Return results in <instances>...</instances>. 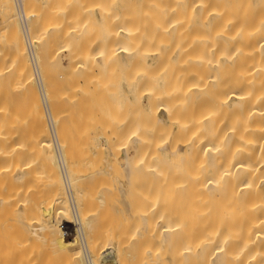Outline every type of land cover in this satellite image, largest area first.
<instances>
[{
    "label": "bare ground",
    "instance_id": "obj_1",
    "mask_svg": "<svg viewBox=\"0 0 264 264\" xmlns=\"http://www.w3.org/2000/svg\"><path fill=\"white\" fill-rule=\"evenodd\" d=\"M28 1L30 2V0ZM28 1L0 0V264H264V0H170V9L167 11L168 16L165 22L155 27H147L144 29H140V27L135 25L117 22V25L115 24L116 26L113 29L110 27L111 29L108 30V25L105 24L103 25V28H105L103 29L104 32L102 31L103 37L100 36V29L97 30L101 26H97V28L95 26L96 30L89 32L94 29V24L91 22L93 28L89 24L92 29L87 30L89 26L85 28L86 30L81 28L84 30L83 32H75V30L72 32H64V30L63 32H42L41 29L43 27L40 29L41 26H38L40 32L36 27L39 23H36V26L34 25L36 30H38L36 32L35 29L30 28V23H28L30 18L28 19V16L37 17V13L39 12L35 13L33 11L36 10L35 6V9L32 6L33 8L31 9L33 10L26 9L25 11L23 4L26 3L25 5H27ZM67 1L69 2V0ZM62 4L63 6L59 5L58 7L54 5L56 7L54 8L55 10H52L53 15H65L73 12V9L71 8L72 10H70L67 4ZM50 17L53 19L52 16ZM59 18L60 20L63 19L61 17ZM54 19L58 20V22L55 20V25L48 20L49 22H46L47 24L44 25L45 28L43 29L48 30L55 26L52 28L53 30L60 29L62 31L65 26H72V23L67 22L69 20H65V22L64 20L60 21L56 17ZM114 19L112 18L111 20ZM74 25L76 24H73L72 28H75ZM79 25L81 27V24ZM82 25L83 27L85 26L84 24ZM84 33H90V37L92 38L86 37ZM92 33H96V39L97 35L98 40L102 38L99 41L101 45L96 43L98 40L94 39L95 37ZM87 36L89 35L87 34ZM88 40H92L88 44L96 43L95 47L98 45L101 46V51L99 48L97 50L100 51L97 57L101 58L102 62H105L103 65L104 69L107 63L110 66L112 62L116 66L119 64L120 66L118 67L120 68L121 66L124 67L131 64L132 66L134 64L141 65L139 71H135V73L127 76V79L132 81V83L135 82V85L137 83L139 84V89L134 88L131 92L135 96L134 99L140 101L141 113L138 112L136 116L134 115L136 108L132 109V111L134 112L133 116L136 118L141 117L139 116L141 114L143 115V119H148L151 127H153V129L151 128L153 131L152 134L156 136L157 134L154 131L156 132L159 127L163 130L164 127H162V124L167 122L164 116L166 113L170 114V125H168L170 127V130H168L169 135L166 136V139L164 136L159 137L157 135L161 142H158L157 147L152 145L153 148L156 147L153 157H158V163L161 164L162 162L163 164L165 160L167 161L168 158H171V164L175 165L177 162L174 161L181 160L188 153L190 155L197 154L195 162L198 167L189 176L192 180L198 179L196 184L198 189V195L196 194L198 204L195 208L188 212L187 209L180 212L177 207H170V213L169 211H161L165 200V206L170 202L168 200L170 197L167 196H170V194H166L170 191H166L165 194L162 193L165 190H169L165 189L166 186L163 185L162 187L165 190L158 191L160 197L154 195L155 198L158 197V200L159 198L162 199L161 195L167 196V199L163 200L162 206L160 205L161 207L159 206L158 209L157 202L156 206H154L155 202L154 204H150L154 201L150 198L152 201L149 200L150 203L147 202L150 207H143L147 209L144 211V214H141L143 211H141V205L140 209H138L141 211L139 212L140 216L137 214L136 216L130 214L132 212L129 211L130 209L128 210L127 206L131 208L132 204L125 205V203L127 204L129 200L131 202L135 201L130 197L131 193L134 192L132 190L134 186L131 178L134 175L136 176V174L138 175V173L140 174L141 169V172H144V167L148 168L150 162H152L151 160L153 158L151 157L149 160L151 155L149 156L148 154L150 148L149 150H145V148L147 146L150 147V143L155 141V136L153 135V139L148 141L150 143L147 142V140H150L148 138L149 135L140 134L141 139L132 137L133 141H138L137 146L140 147V149L132 148L134 152L138 150L137 154L131 153V147L123 146L119 149L121 147L119 146L117 149L114 148V150H121L119 154L121 163H118V166L121 164V176L123 177V179L118 178L116 183V188L123 193H121L123 197H116V193H118L116 190L114 191L116 192L115 197L118 200L123 199L121 204L127 207L125 209L130 215V218L128 217L129 220L134 218V216L135 218H138V216L141 218L139 220L142 221V230L140 228L141 236L137 232L138 227H140L139 223V226L136 227L137 229L135 228L137 231L133 230L134 228L131 229V226H127V228L129 227V230L131 229L135 233H138L139 238L145 236L146 238H144L147 239L146 241L139 240L142 242L138 250L137 246L139 243L135 239L138 235L131 233L130 235L136 236L134 238L132 236H129L130 238L126 236L127 239L124 240L125 235L120 231L121 227H123L121 226L122 223L120 221L118 222L117 219L113 221L118 217L112 218V221L109 220L112 215L115 216L120 211L115 209V204H113V208H110L114 212L116 210L115 214L112 213L110 217L108 216V214H111L107 213L110 210L107 208L109 207L108 205L105 208L107 214L104 212L103 207L106 201L108 199L111 200V198L104 200V197L108 196V193L104 190H108L111 193V189H115V182H113L114 188L111 186L112 183L111 185L108 183V187L110 188L111 186V189L103 185H101L103 187L100 186L101 189L99 191L103 188L102 192L104 191L103 193L106 194H103L104 196L101 195V197L99 193V199L94 194L93 198H97L94 200L99 203V206L102 204L101 207L98 206L99 208H95V214L94 210H92V213L88 209L92 207L90 206L91 203L88 204V202H92L93 198L92 201L87 202V206L90 207L86 208L87 206L84 200V196L86 198V195L82 197V201L80 188L82 191L85 190L87 187L85 185L90 179V174L93 175V178H96V175L100 176V171L98 170V174H94L92 172L97 170L95 168L94 170L92 169V172L89 170L90 173L85 170L86 173H89V175L88 173L87 176L85 175L86 179H89L86 181L84 177L85 188L78 186V184L84 183L79 178L82 177L83 180L82 172L84 170L79 171V175L76 174V170L75 172L73 170L72 162H70L66 155L67 153L72 154V151L67 152V150L65 151L63 149L71 150V148L74 149L77 147L76 145H81L77 143L79 142L78 139H76L77 142H75L74 148H67L68 146L66 147L64 142H61L65 139L62 137L63 134H67L65 133V127L63 128L62 125L65 124L66 126V123L69 121L63 123V121L65 122L67 114H62L65 116L62 117L65 118L63 121L62 118L60 120L58 114H54V111H57L55 109L57 106H54V104L58 101L55 103L56 100L54 97L56 98V96L54 94L52 97L53 87L55 85L58 86V82L56 83L55 81L60 80V78L59 80L58 78L55 79L56 76L54 74L58 75L57 72L60 70L59 73H64V79L67 78L65 80H68V77H66L68 72H66L65 76V71L63 72L61 64L58 68L56 66V62L58 61L54 62V64L52 61L55 60L53 57V60L49 59V55L51 53L50 56H53V52L55 51V53L57 52L56 57L58 56L55 59L59 60L60 56L58 53L67 52L65 58H68L66 56L69 54L70 58L68 60H71L72 64L75 62L79 68L85 64L82 67L84 71L86 70L85 72L83 71L84 73L92 71H87L85 66L88 65L87 62L91 59L92 64L89 63V65L96 66L93 58L96 50L91 52V54L94 53L93 56L89 53L95 48L92 45L94 48L92 49L91 46H88L92 50L89 48L90 50L87 52L88 48L86 49L85 46ZM51 47L56 48H54V51H50ZM83 50H86L87 53L83 52ZM50 64L54 66L52 68L56 72H50ZM148 66H156V68L154 67V71H149ZM98 67L99 69L101 68L100 66ZM110 67L112 68V65ZM89 69H92V67ZM50 73H54V78ZM77 74H75L77 77L78 75L80 76V74ZM61 76L59 75L57 77ZM69 76L73 77L71 74ZM72 82L73 80H70L69 86L72 85ZM66 84L68 85V82ZM78 85L80 84L78 83ZM135 85L133 87H138ZM83 87L84 90L86 87L84 85ZM111 90H114V88ZM64 92L66 91L62 90V92L58 93L62 94ZM73 93L75 95L78 94L77 97H81L77 93V90ZM55 95L59 96L57 92ZM84 96H87L86 93ZM91 96L89 100H92ZM71 97L73 96L71 95ZM83 97L80 98V101L83 100L84 102L85 99H82ZM61 99H64V101L60 100L63 102L59 103H62V105L64 102L66 103L67 98ZM76 99L71 100H73L72 102H76ZM129 100L132 101L131 98ZM138 105L137 108H139ZM63 106L66 107L68 104H64ZM63 106H61L62 110L65 109V107L63 109ZM77 106V110L80 109L82 111L83 108H80L79 105ZM75 108L72 107L73 110L70 109L69 112L72 110L73 114H80L77 111L74 112ZM84 108H86V105ZM61 109L59 107V110ZM88 109L83 110V115L86 116ZM119 110L117 111L119 112ZM90 111L87 113L88 118ZM84 112L86 113L84 114ZM159 112L160 114H158ZM68 114L69 117L73 115L72 113ZM95 114L93 116L94 118L97 115ZM117 114L120 115L121 113ZM105 115H108L106 111ZM90 116L92 117V115ZM83 117L81 118L82 123ZM73 118L75 119L76 116L71 118V122H73ZM167 118L169 117L167 116ZM57 122L59 124L58 128L60 127L61 130L63 128V132H59V134L62 133L61 138H59L61 141H58L59 135L56 132L59 130L56 128L58 125ZM105 122H102V124ZM97 123L95 124H100ZM113 125L115 126L117 124L113 123ZM46 128L49 130L51 139H47ZM80 128L82 129V127ZM83 129L85 128L83 127ZM105 129L103 128L102 132ZM165 131H167V127L166 130L164 129L161 132V135ZM136 132L133 135H136ZM71 133L73 132L69 134ZM105 134H103L104 137L107 135ZM112 134L113 132L111 133V137H115ZM68 135H65L66 139L70 137ZM81 137L84 136L81 135ZM114 137L111 140L105 139L107 136L105 138L101 135L98 137L101 140V143H97L100 146H98L100 148L99 151L106 150L107 152V155L103 158L104 168H102L103 170L101 169L102 172L112 171L113 166L109 161L110 159H108V155L112 157L115 155V151L110 149L114 142L109 143L111 146L108 145V142H112ZM91 138L94 139L92 136ZM161 138L165 140L162 141ZM65 141L68 143L67 140ZM60 142L65 147L62 148ZM127 142L131 144V140ZM79 146L78 149H80ZM82 146L84 145L82 144ZM98 147L96 146L95 148ZM95 148L94 150L97 153L98 150ZM85 149L84 151H86ZM156 149L158 154H156ZM140 150H143V152ZM159 150L161 153L164 151V154L166 152L170 153L167 159L165 157L161 159ZM139 151L142 153H139ZM144 151L145 154L146 152L148 154L145 155L148 156L146 158ZM64 152L67 153L65 154ZM90 152L92 155L94 151ZM74 154L77 155L76 151ZM138 154L139 156L137 157ZM90 157L89 155L88 158ZM91 158L93 159V157ZM147 158L149 161H147ZM83 160L87 164L84 161L80 162L82 163H79L81 165H79L80 168H82L83 163L88 167L90 161H86V158ZM138 160H142L147 166H142V162L137 163ZM95 161H97L96 164L98 165V159ZM153 161L156 160L153 159ZM93 163L95 162H92V165ZM152 163L154 165L155 162ZM155 165L158 168L153 167L152 164L150 166L154 170L159 169L157 162ZM77 166L75 167L79 168ZM145 171L147 174L150 172L149 169H145ZM158 172H160V169ZM161 172L159 174H162ZM185 173L186 171L183 174ZM153 174L157 173L153 171ZM77 179L81 183H77ZM91 180L89 183H91ZM100 181L102 180L100 179ZM161 185H159L160 189L162 188ZM179 186L182 187V184H179ZM90 187L92 189V184ZM129 189L132 192L128 193L130 199L127 201L129 197L125 194H127ZM94 190H91V193H94ZM96 194L98 196V193ZM89 195H87L88 198H90ZM125 196H127L125 199L126 202L124 200ZM115 197L114 199H116ZM140 198L142 199L143 196ZM163 198L166 197L164 196ZM146 200L148 201V199ZM158 200L155 199V201ZM142 202L145 203L146 201L143 199ZM158 203L160 202L158 201ZM94 205L96 204L94 203L93 207ZM151 205H153L152 208ZM133 207L131 210H133ZM100 208H102V211L99 210ZM118 208L121 207L118 205ZM98 210L99 213L97 212ZM159 210L162 213L158 212ZM101 212H103V217H107L106 219L101 216ZM96 215L97 218L100 215L99 217H102L105 222L109 220L108 223H105L104 220L99 219L101 220L100 223H102L100 225H111L110 221L113 223L117 221L118 224L117 226L113 225L116 226L115 228L111 225L108 229L104 228L103 230H99L101 228L100 225H98V228L97 223L95 224L96 220L94 217ZM164 215H166V220L169 218L170 222H167L169 224L165 225L164 222L163 225L162 218ZM97 222L99 221L97 220ZM131 225H133V222ZM65 226L69 230L68 233L64 232L63 228ZM156 229H158L157 232H155ZM129 230L127 229V232ZM127 232L126 234L128 235ZM144 238L142 239L144 240ZM155 239L157 240L155 241ZM164 244L168 245V247L165 246L167 251L162 246ZM154 245L156 247H153ZM161 246L163 251H161ZM168 249L170 250L168 251ZM162 252H165L169 256H166Z\"/></svg>",
    "mask_w": 264,
    "mask_h": 264
},
{
    "label": "rangeland",
    "instance_id": "obj_2",
    "mask_svg": "<svg viewBox=\"0 0 264 264\" xmlns=\"http://www.w3.org/2000/svg\"><path fill=\"white\" fill-rule=\"evenodd\" d=\"M28 1V0H27ZM26 0H25V2H27ZM50 1H53V2H50ZM31 2H33V3H31ZM33 4V5H31L30 6V4ZM51 3V4H50ZM62 3H64V4H67V6L68 7H70V10H72L73 9V12L71 13H67V14H65V15H53V11L52 10H55L54 8L57 6H63V4ZM26 4V3H25ZM25 4H23V8H25V11H26V9L27 10H33V9H35V7H36V10H33V11H35V13H37V12H39V13H37L38 14V18L36 17V16H34V17H30V16H28V23H30L29 24V26H30V28H32L33 30L35 29V31L36 32H38V30H39V27H40V29L43 27V28H45V26L44 25H46L49 21H51V23L52 24H54V22L56 23V21L58 22V20H56V19H54L55 17L57 18V19H59L60 20V18L59 17H61V18H63V19H61V20H69V21H67L68 23H72L71 25L73 26V24H76V25H74L75 26V28H76V26L77 25H79V24H81V27H80V25L79 26H77V30L74 28H72V26L70 27V25L69 26H65V28H63L62 29V31L60 30V29H52L53 27H55V26H53V27H51L50 29H41L42 30V32L44 31H46V32H63V30H64V32H72V31H74L75 30V32L76 31H79V32H83L84 30H82V29H85V28H87L88 26H89V24H90V26L92 27V25H91V23H93L94 24V29L93 30H91L92 28H90V26L87 28V30H91V31H89V32H93L94 30H96L95 29V26H96V28H97V26H101V27H99L97 30H99L100 29V31H99V33H100V36L101 37H103L102 35H103V33H102V31L104 32V30L103 29H105V28H103L104 26L103 25H105V24H107L108 25V27L107 28H109L108 30H110L111 28L113 29V27H115L116 25H117V22H119V23H125V24H129V25H135V26H138V27H140V29H144V28H147V27H155V26H157V25H159L160 23H162V22H165L166 21V17L168 16V14H167V11L170 9V0H69V2L67 1V0H49V2H48V0H30V2L28 1V3H27V5H25ZM52 4H53V6H52ZM25 5V6H24ZM28 5H29V7H28ZM54 5H56V6H54ZM34 8H33V7ZM50 6V7H49ZM27 7V8H26ZM37 7H38V9H37ZM51 7H52V9H51ZM29 8V9H28ZM31 8H33V9H31ZM72 8V9H71ZM49 11H48V10ZM38 10V11H37ZM52 12V14H51V12ZM46 15H47V17H46ZM50 16H52L53 17V19L50 17ZM104 16H105V18H104ZM36 17V18H35ZM50 17V18H49ZM32 18V19H31ZM46 18V19H45ZM103 18V19H102ZM112 18H115L114 20H111ZM35 19H36V21H35ZM118 19V20H117ZM31 20V21H30ZM39 20V21H38ZM49 20V21H48ZM52 20H54V21H52ZM56 20V21H55ZM60 20V21H61ZM94 20V21H93ZM117 20V21H116ZM30 21V22H29ZM33 21V22H32ZM42 21V22H41ZM65 21V22H66ZM33 24H32V23ZM47 22V23H46ZM89 22V23H88ZM91 22V23H90ZM36 23H39L37 26H36ZM41 23H44V24H41ZM31 24H32V26H31ZM66 24V23H65ZM82 24H84L85 26L83 27V25ZM116 24V25H115ZM37 27V29L38 30H36V28H35V26ZM55 25V24H54ZM64 25V24H63ZM39 26V27H38ZM80 29H79V28ZM106 27V26H105ZM111 27V28H110ZM82 28V29H81ZM102 28V29H101ZM31 29V30H32ZM67 29H69V30H67ZM79 29V30H78ZM65 30H67V31H65ZM86 30V29H85ZM35 31H32V32H35ZM40 31V30H39ZM106 31V30H105ZM41 32V31H40ZM86 32V31H85ZM88 32V31H87ZM98 32V31H97ZM85 35H86V37H90V33H87L89 36H87V34L86 33H84ZM92 34H94V33H92ZM96 34V33H95ZM95 34L93 35L94 37H95ZM60 35H62V34H60ZM93 37V38H94ZM90 38H92V37H90ZM90 38H88L89 40H90ZM87 39V38H86ZM95 40H98V35H97V39H96V37L94 38ZM94 39H92V40H94ZM88 40V42L86 43V46H85V48L87 49L88 48V50H87V52H89V50L92 48H94L95 47V44L96 43H99V41L100 40H102V38H100V40H98L97 42L94 40V42H96V43H92V44H88V43H90L91 41H89ZM88 44V45H87ZM100 44V43H99ZM92 45H94V47H92ZM98 45V44H97ZM101 45V44H100ZM88 46H91V48L90 47H88ZM52 48V49H51ZM50 48V51H54L55 49L54 48H56V47H51ZM90 48V49H89ZM98 48L100 49L101 48V46H96L94 49H93V51H90L89 53L91 54V52H94V50H96L94 53H92L91 55L93 56V54H94V56H93V58H94V60H95V62H94V64H96V66L95 65H89V63L90 64H92L91 63V60H89L88 62H87V66H85V68L87 69V71L88 70H92V71H88V72H86V73H84L85 71H84V69L82 68L85 64H83L82 66H81V68H79V66H77L78 64H76L75 62L72 64V61L71 60H68V58H70L69 57V54H68V56H66V57H68V58H65V54H67V52H60L61 53V55H60V53H58L59 54V56H60V62H59V60L58 59H55V58H58V56L56 57V53H55V51L53 52L54 53V55L53 56H50L51 55V53H50V55H49V59H52V57H53V59L55 60V61H52L53 63L54 62H56V61H58V62H56L57 64H56V66L59 68V66H60V64H61V68H62V70H63V72L65 71V76H66V72H68L67 74V76L66 77H68V80H65V79H67V78H65L64 79V73H59V69L56 67V69L57 70H59L57 73H58V75L57 74H54V76H56V78L55 79H57L58 78V80H59V78H60V80L59 81H55V79H54V81L57 83V84H59L58 86H56L55 84V86L53 87V93H52V97H53V94H54V96H56V98L54 97V99L56 100L55 101V103L56 104H54V106H57V108H55V107H53V108H55L57 111H54V109H53V111L55 112L54 114H58L59 115V118H60V120H61V118L62 117H65V116H63L62 114H67L66 115V119L65 118H62V121L65 119V122L63 121V123H66V122H68V123H66V126H65V124H61L62 126H63V128L65 127V133H67V134H63V136H62V133H60L59 134V132H61L62 130H63V128H62V130L60 129V127L58 128V126H59V124H58V122H57V129H59V130H57L56 132H58L57 133V135H59V137H58V141H61L59 138H61V136L63 137V139L64 140H62L61 142H64V145L67 147V148H71V147H75V142H77V140L76 139H78V141L79 142H77L78 144H80L81 146H79V145H76L77 147H73L74 149H72L71 148V150L70 149H63V150H67V152L68 151H72V156L70 155V154H68L67 152V158H69V160H70V162H72L71 164H72V167H74V172H75V170H76V174H78V173H80L81 171H85V170H87V171H93L94 170V168L95 169H97V170H94L92 173H94V174H98V170L100 171V176L98 175H96V178L94 177L93 178V175L92 174H90V179L89 178H87V179H89L88 181H87V179H86V176H87V173H86V171H85V173H84V171L82 172V175H83V180H82V177H79V178H81V181H83L84 183L82 184L80 181H79V179H77V183L78 182H80L81 184H78V186L80 187H84L85 188V186H87L86 187V189L85 190H83L82 191V189L80 188V196H81V199H82V201H83V196L84 195H86V198H85V196H84V200H85V203H86V206L89 204V203H91L90 204V206H92L93 207V204L95 203L96 205H94V207H93V209H91L92 207H90V206H87L86 208H88V207H90V208H88L89 209V211L90 212H92L93 213V211L92 210H94V214H95V211H96V209L97 208H99V207H101V205L99 206V203L96 201V200H94V199H97L98 197H99V193H100V196L101 195H103V194H106V193H108V196L105 198L104 197V200L105 199H107V198H111V200L110 199H108L107 201H106V203H105V201H104V203H105V205H104V207H103V209H104V212L106 213V211H105V208L107 207L106 205H108L109 207H107L108 209H110V208H113L114 206H113V204H115V209H117V211L118 210H120V211H118L117 213H116V210H115V212L113 211V209H110L109 211H111V212H107V213H111V214H108V216L110 217L111 215H112V213H116V215L115 216H113L112 215V217H110V219L109 220H113L114 219V217H118V218H120V219H118V218H115L113 221H115L116 219H117V221L119 222L120 221V223H122V225L121 226H123V227H121V229H120V231L122 232V233H124V240L125 239H127V237H129V236H132V235H130L131 233L133 234V233H135V231H132L131 229H133V230H136L137 228L136 227H138L139 225H140V227H138V233H139V235H140V233H141V231H140V228H141V226H142V221H139L141 218L139 217L140 215V213L139 212H141L142 210V212H141V214H144V211L147 209V208H149L150 207V205H148L149 203H150V201H152V200H154V201H152L150 204H154V202H155V205L154 206H156V202H157V208L159 209V206L161 205L162 206V204H163V200H165V199H167V196L168 197H170V199H168L170 202L169 203H167L166 205L167 206H165V203H166V200H165V203H164V206H160L161 207V211L163 210V211H166V212H168L169 211V208L170 207H173V208H178L179 210H180V212H182V211H185L186 209H187V212L188 211H192V209L193 208H195V206L198 204V200H197V195H198V189H197V186H196V184H197V181H198V179H196V180H192L191 179V177H189L191 174H192V171L193 170H195L197 167H198V165H196V162H195V160L197 159L196 157H197V154H194V155H190L189 153H188V155H185L181 160H179V161H174V162H177L175 165L174 164H171V158H168V162L165 160V162L162 164V162H161V164H159L158 163V157L156 156V158H154L153 157V153H154V151H155V148L157 147V145H158V142H161L159 139L160 138H158L157 137V135H159V137H162V136H164V138L166 139V136H168L169 134V132H168V130H170V127H168V125H170V114L168 115L167 113L165 114V116H164V118H166V120H167V122L165 123V124H162V127H164L163 128V130L159 127V129L161 130H159V129H157L156 130V132L154 131V133L155 134H157L156 136L154 135V134H152L153 133V131H152V129H153V127H151V125H150V122L148 121V119L147 120H145V119H143V115H139V116H141V117H137V118H139L138 120H135V119H137L135 116H133V113H134V115H136L137 116V114H138V112H140L141 113V107H140V101H136V99H134L135 98V96H134V94L132 95V92L131 91H133V89L134 88H138L139 89V84L137 83V85H135L134 83L135 82H133L132 83V81H130L129 79H127V76L128 75H131V74H133V73H135V71L137 72V71H139L140 69H141V65H139V64H134L133 66H132V64L131 65H127V66H124V67H122L121 66V68L120 67H118V66H120L119 64H117L118 66H116V65H113V63L114 62H112L111 64H110V66L112 65V68L108 65V63H107V66L105 67V69H104V67H103V65H104V61L102 62V60H101V58H98L97 56L100 54V51H101V49H100V51H97L98 50ZM91 49V50H92ZM83 52H86V50H83ZM86 52V53H87ZM98 52V53H97ZM61 57H63V58H61ZM92 58V57H91ZM62 59V60H61ZM93 60V61H94ZM67 61V62H66ZM92 61V62H93ZM51 62V63H52ZM52 63V65H54ZM67 63V64H66ZM71 63V65H69ZM65 64V65H64ZM76 64V65H75ZM115 64H116V62H115ZM75 66V68H73L74 66ZM66 66V67H65ZM73 66V67H72ZM92 67V69H89L90 67ZM93 66H94V68H93ZM98 66H100L101 68V70L99 69V67ZM51 67V68H50ZM52 67H54V66H51V64H50V66H49V68H50V72H56V71H53V68ZM63 67H64V69H63ZM69 68V70H67L68 68ZM110 67V68H109ZM117 67V68H116ZM149 67V71H154L153 69H154V67L156 68V66H148ZM67 68V69H66ZM77 69V70H74L73 71V69ZM96 68H97V70H96ZM114 68V69H113ZM52 69V70H51ZM72 69V70H71ZM54 70H55V68H54ZM78 70H79V73H78ZM99 70V71H98ZM104 70H105V72H104ZM117 70V71H116ZM120 70V71H119ZM84 71V72H83ZM103 71V72H102ZM116 71V72H115ZM80 74V76L78 75V77L74 74ZM77 72V73H76ZM84 73V75H82ZM90 73V74H89ZM110 73V74H109ZM120 73V74H119ZM51 74V73H50ZM53 74H51L52 75V77H53ZM69 74H71V75H73V77L72 76H69ZM88 75V77H87V75ZM106 74H108V75H106ZM117 74H118V76H117ZM50 75V76H51ZM59 75H62L63 76V78H62V76L61 77H57V76H59ZM86 75V76H85ZM90 75V76H89ZM104 75H106V76H104ZM111 75V76H110ZM49 76V77H50ZM82 76H84L83 78H82ZM108 76V77H107ZM113 76H114V78H113ZM70 77H71V79H70ZM85 77H87V78H85ZM116 77H118V78H116ZM54 78V77H53ZM53 78H51V79H53ZM77 78H81L82 80H83V82H81L82 80L81 79H78L77 80ZM109 78V79H108ZM113 78V79H112ZM63 79V80H62ZM72 81L73 80V82H72V85H71V83H70V85L71 86H69V82H70V80ZM76 79V80H75ZM112 79V80H111ZM86 81V83H85V81ZM117 80V81H116ZM120 80V81H119ZM130 82H129V81ZM52 82H53V80H51ZM62 82V84H60L61 82ZM64 81H66V82H68V85L66 84V82L64 83ZM75 81H77L76 82V84L74 85V83H75ZM79 81V82H78ZM87 81H88V84H87ZM113 81V82H112ZM92 82H93V84H92ZM115 82V83H114ZM118 82V83H117ZM120 82V83H119ZM64 83V84H63ZM78 83L80 84V85H78ZM82 83V84H81ZM89 83H91V84H89ZM109 83V84H108ZM112 83V84H111ZM95 84V85H94ZM130 84H131V86H130ZM64 85H67V86H65V87H63ZM83 85L86 87L84 90H83ZM90 85V86H89ZM113 85H115V86H113ZM138 86V87H133V86ZM73 86V87H72ZM87 86H89L88 88H87ZM118 86V87H117ZM129 86V87H128ZM57 87V88H56ZM60 89H59V88ZM63 87V88H62ZM67 87H68V89H67ZM81 88V90H80V88ZM77 88V89H76ZM91 88V89H90ZM114 88V90H111V89H113ZM117 88H119V89H117ZM59 89V90H58ZM74 91H73V90ZM86 89H87V91H86ZM88 89H89V91H88ZM115 89H117V90H115ZM55 90H57V91H55ZM62 90H64V91H66V92H64V93H62V94H59L58 92H62ZM77 90V93H79V90H80V93H79V96H81V97H83V95H85V93H86V95L87 96H84L82 99H85V101L83 102V100L82 101H80V98L81 97H77L78 96V94L77 95H75V93H73V92H75ZM91 90H93V91H91ZM129 90H130V92H129ZM73 91V92H72ZM111 91V92H110ZM112 91H114L113 93H112ZM117 91V92H116ZM55 92V93H54ZM56 92H57V94L59 95V96H57V95H55L56 94ZM88 92H89V94H88ZM91 92V93H90ZM97 92V93H96ZM66 93V94H65ZM71 93V94H70ZM64 94V95H63ZM68 94H70L69 96H68ZM81 94V95H80ZM71 95L73 96V97H71ZM75 95V96H74ZM89 95V96H88ZM92 95V96H91ZM99 95V96H98ZM63 96V97H62ZM66 96V97H65ZM90 96H91V99L92 100H89L90 99ZM96 96H97V98H96ZM117 96H118V98H117ZM87 98V100H86V98ZM93 97V98H92ZM99 97V98H98ZM58 98V99H57ZM60 98V99H59ZM61 98H67L66 99V103L64 102V104L66 105V104H68V106H66V107H68V108H66L65 106H63L62 105V103H59V102H63L64 101V99H61ZM74 98L76 99V102L74 101V102H72L73 100H74ZM79 98V99H78ZM95 98V99H94ZM128 98V99H127ZM129 98H131L132 99V101H130L129 100ZM71 99H73V100H71ZM98 99V100H97ZM115 99V100H114ZM134 99V100H133ZM139 99V98H138ZM60 100H63V101H60ZM101 100V101H100ZM113 100V104L111 103V101ZM119 100V101H118ZM128 100V101H127ZM67 101H69V102H67ZM78 101V102H77ZM89 101H90V103H92L91 105H90V103H89ZM97 101V102H96ZM108 101V102H107ZM126 101V102H125ZM83 104H82V103ZM100 102V103H99ZM116 102V103H115ZM127 102H128V106H127ZM139 103V105H138V103ZM74 103V104H73ZM76 103H78V104H76ZM98 103V104H97ZM107 103V104H106ZM118 103V104H117ZM126 103V104H125ZM58 104H60L61 106H63V109H64V107H65V109H67V111H65V109L64 110H62L61 109V106L60 105H58ZM111 104V105H110ZM129 104H130V106H129ZM132 104V105H131ZM73 105H75L76 106V108H75V106H73ZM77 105H79V107L80 108H83L82 109V111L80 110V109H78L77 110V108H78V106ZM82 107H81V106ZM85 105H86V108H87V106H88V108H90V109H88V111H86L87 113L90 111V115H92V117L94 116V114L97 116V119H96V116H95V118L93 117V119H92V117L89 115V118H88V114L86 113V112H84V114L86 113V116L85 115H83V110L85 109V110H87L86 108H84L85 107ZM114 105V106H113ZM137 105H138V107L139 108H137ZM69 106H70V108H69ZM84 106V107H83ZM99 106V107H98ZM102 106V107H101ZM114 107V108H112V107ZM123 106V107H122ZM127 106V107H126ZM136 106V107H135ZM59 107H60V109L61 110H59ZM72 107H74L75 108V110H74V112H78V113H80V114H77V113H74L73 114V109H72ZM93 107H94V109H93ZM105 107H107L105 110H104V108ZM117 107V108H116ZM131 107V108H130ZM134 107V108H133ZM136 108V110H134V112L132 111V109H135ZM191 108V107H190ZM70 109H72L70 112H69V110ZM118 109H120L119 110V112L117 111ZM127 109V110H126ZM84 110V111H85ZM111 110V111H110ZM59 111V112H58ZM63 111V112H62ZM80 111V112H79ZM95 111V112H94ZM98 111V112H97ZM99 111H101V112H99ZM105 111H106V114H108V115H105ZM122 111V112H121ZM127 112V113H125V112ZM198 111V110H197ZM57 112V113H56ZM61 112V113H60ZM72 113L73 115L71 116V117H69V114L68 113ZM103 112V113H102ZM128 112H129V114H128ZM132 114H131V113ZM60 113V114H59ZM117 113H121L120 115L119 114H117ZM109 114H111V115H109ZM114 114V115H113ZM124 114H126V115H124ZM158 114H160V112L158 113ZM58 115H56V116H58ZM60 115H62V116H60ZM82 115V116H84L83 117V123H82V116L80 117V116ZM101 115V116H100ZM122 115V116H121ZM169 117V118H167V116ZM75 117L76 116V118L74 119H72L73 120V122H71V118L72 117ZM100 116V117H99ZM108 116V117H107ZM109 116H111V118H109ZM114 118H113V117ZM131 116H133V117H131ZM101 118V119H99V118ZM105 117V118H104ZM128 117V118H127ZM131 117V118H130ZM58 118V117H57ZM56 118V119H57ZM87 119V121H86V119ZM109 118V119H108ZM68 119V120H67ZM85 119V120H84ZM96 119V120H95ZM105 119V120H104ZM118 119V120H117ZM123 119H125V120H123ZM59 120V121H60ZM67 120V121H66ZM98 120V121H97ZM102 120H104V121H106L105 123H103L102 124V122H104V121H102ZM112 120H114L113 122H111ZM134 122H133V121ZM169 120V121H168ZM58 121V120H57ZM74 121H75V123H74ZM100 121V122H99ZM102 121V122H101ZM107 121H109V122H107ZM121 121V122H120ZM124 121V122H123ZM128 121V122H127ZM137 121V122H136ZM97 122H99V123H97ZM117 122H119V123H117ZM168 122H169V124H168ZM95 123H97V124H99V125H96ZM113 123L115 124H117V125H113ZM139 123V124H138ZM82 126H81V125ZM131 124V125H130ZM135 124H137V125H135ZM167 124V125H166ZM108 125V126H107ZM166 125V126H165ZM82 127V129H83V127L85 128V129H83V131H82V129L80 128V127ZM95 126V127H94ZM98 126V127H97ZM122 126V127H121ZM130 126V127H129ZM133 126V127H132ZM46 127H47V125H46ZM71 127V128H70ZM80 129H79V128ZM105 127H106V129H105ZM110 127V128H109ZM112 127H115V128H112ZM118 127H119V129H118ZM166 127H167V131H165V132H163V134L161 135V132L162 131H164V129L166 130ZM68 128V129H67ZM97 128V129H96ZM100 128V129H99ZM103 128L105 129L103 132H102V130H103ZM152 128V129H151ZM169 128V129H168ZM66 129H67V131H66ZM108 129H109V131H108ZM112 129V130H111ZM113 129H114V131H116L115 133H114V131H113ZM124 129V130H123ZM137 129V130H136ZM154 129H156V128H154ZM68 130H70V131H68ZM72 130V131H71ZM74 130V131H73ZM87 132H86V131ZM118 130V131H117ZM121 130V131H120ZM123 130V131H122ZM134 130V131H133ZM49 130H48V128H46V135H47V139H51L50 138V134H49V132H48ZM85 131V132H84ZM99 131H101L100 133H99ZM107 131V132H106ZM132 133H131V132ZM137 131V132H136ZM138 131H139V133H138ZM63 132V131H62ZM70 132H73V133H71V134H73V135H71V134H69ZM113 132V134H112V136L113 135H115V137H114V140L112 141V142H108V145H110L109 143H113V145L114 146H116V147H114L113 145L110 147V149L112 150V151H115L114 153H115V155H113L114 157H115V159H113L114 157H112L111 155H108V159H110L109 161L112 163V171H109V172H102V168H104V160H103V158H104V156H106L107 155V152H106V150H101V151H99V144L97 145V143H101V140L98 138L100 135L103 137V138H105L106 136H107V138H105V139H108V140H111V139H113V137H111V133ZM117 132H118V134H117ZM121 132V133H120ZM135 132H136V135H133V134H135ZM160 132V133H159ZM75 133H76V135H77V138H76V135H75ZM97 133V135H95ZM107 135H106V134ZM138 133V134H137ZM164 133H165V135H164ZM166 133H167V135H166ZM69 134V135H68ZM79 134V135H78ZM94 134V135H93ZM100 134V135H99ZM103 134H105L106 136L104 137V135ZM110 134V135H109ZM149 135V139L150 140H147V142L148 141H151L152 139H153V137H154V140L156 141H152L153 143H150V142H148V143H150L151 145H149L150 147H148V149H147V147L145 148V150H149V148H150V150L148 151V154H149V156H150V158H149V160L151 159V157L153 158V159H155L156 161H153V159L151 160L152 162H155L154 163V165H153V163L152 162H150V165L152 164V166L154 167H156V168H158L155 164H156V162H157V164H158V166H159V169H160V172H161V170H162V174H164V175H162V174H159L160 172H158V170L159 169H155L154 170V168H152V166H150L149 165V167L147 168V167H144V172H141L142 171V169L140 170V174L138 173L139 172V169H138V175L136 174V176L134 175L133 176V178H131L132 180V182H133V188H132V190H134V192H132V191H130L131 189H129V191L127 192V194H125V195H127L128 197H129V195H128V193H131V195H130V197H131V199L134 201H136V203H134V202H131V200H129L130 199V197L129 198H127V196H125L124 197V200L127 198V204L125 203V205H130V204H132L131 205V208H130V206H127L128 207V210L129 211H131L132 213H130V214H132V215H139L138 216V218L136 217L135 218V216H134V218H132L131 220H129V214H128V211L126 210L127 209V207L126 206H124V204H121L122 203V200L120 199V200H118V198L119 197H123V193L120 191V190H118L117 188H116V183H117V181H118V178H122L123 179V177L121 176L122 174H121V169H122V167H121V164H119V166H118V163H121V158H120V151L121 150H119V149H121L123 146H126V147H128V148H130L131 150V153H136L137 154V152H138V150H136V152H134V148H139L140 149V147L139 146H137V142H135V141H133L132 140V137H138L139 139H141V135ZM151 134H152V136H151ZM65 135H68V136H70V137H72V138H70V137H68L67 139H66V136ZM81 135H83L84 137H81ZM116 135H118V136H116ZM123 135V136H122ZM125 135V136H124ZM154 135V136H153ZM74 136H75V138H74ZM80 136V137H79ZM91 136L92 137H94V139H92L91 138ZM119 136H120V138H119ZM49 137V138H48ZM91 139H90V138ZM147 137V136H146ZM157 137V138H156ZM75 139V141H74V139ZM82 138V139H81ZM156 138V139H155ZM71 139V140H70ZM81 139V140H80ZM84 139V140H83ZM162 139V138H161ZM165 139H162V141L163 140H165ZM65 140H70V141H68V143H69V145H68V143L65 141ZM91 140V141H90ZM92 140H94V141H92ZM120 140V141H119ZM122 140V141H121ZM124 140H125V142H124ZM130 140H131V144H129L127 141H129L130 142ZM84 143H83V142ZM88 141V142H87ZM169 141H170V139H169ZM60 142V145H62V148L63 147H65L62 143ZM65 142H66V144H65ZM90 142H92V144H90ZM120 143V145H118L119 143ZM123 144H122V143ZM73 143H74V145H73ZM94 143V144H93ZM124 143H125V145H124ZM127 143H128V145H127ZM155 143V144H154ZM82 144L84 145V146H82ZM87 144V145H86ZM122 144V145H121ZM86 145V146H85ZM89 145V146H88ZM118 145V146H117ZM131 145V146H130ZM152 145H154V146H156L155 148H153V146ZM78 146H79V148L81 149H78ZM98 147V148H95V147ZM119 146H121L120 148H119ZM86 149H85V148ZM88 147V148H87ZM117 147L119 148L118 150H114V148H116L117 149ZM77 148V149H76ZM82 148H84L86 151H87V153H85L86 151H84V149H82ZM92 148V149H91ZM94 148L95 149H97L98 150V152L96 153L95 152V150H94ZM113 148V149H112ZM133 148V149H132ZM154 149V150H153ZM80 150V151H79ZM96 150V151H97ZM75 151H76V154L77 155H75L74 153H75ZM83 151V152H82ZM90 151H94L93 153H92V155H91V152ZM118 151V152H117ZM133 151V152H132ZM140 151H142L143 152V150H140ZM139 151V153H142V152H140ZM153 151V152H152ZM79 152V153H78ZM81 152V153H80ZM117 152V153H116ZM159 152L161 153V151L159 150ZM166 152V151H165ZM95 153V154H94ZM168 152H166L165 154H164V151H162V153L161 154H159V156L161 157V159H164V157H165V159H167V157H168V155L170 154V153H168ZM74 154V155H73ZM146 154H147V152H146ZM145 154V151H144V156L146 155ZM147 154V155H148ZM156 154H158V152H157V149H156ZM85 155V156H84ZM89 155L91 156V157H93V159L90 157V158H88L89 157ZM101 155V156H100ZM119 156V158H118V156ZM166 155V156H165ZM74 156H76V157H74ZM78 156V157H77ZM117 156V157H116ZM139 156V154L137 155V157ZM74 157V158H73ZM84 157V158H83ZM99 157H100V160H99ZM101 157H102V159H101ZM146 157H148V156H145V158ZM75 158H81L80 160L79 159H76L75 160ZM86 158V161H90V164L88 163V167H87V165H85V163L87 164V162H85V160H83V159H85ZM74 159V160H73ZM91 159V160H90ZM97 160L98 159V165L96 164V162L97 161H95V160ZM116 159H118L119 160V162H118V160H116ZM117 161L116 163H115V161ZM148 160V158H147V161H149ZM85 162V163H83V165H82V168H80V164H82V163H80V162ZM75 164H74V163ZM92 162H95V163H93V165H92ZM139 162H142L143 163V161L141 160H138L137 161V163H139ZM144 162H146V161H144ZM160 162V161H159ZM77 163H78V166H77ZM80 163V164H79ZM103 164V165H102ZM80 165V166H79ZM85 165V167H83ZM89 165H91V166H89ZM117 167H116V166ZM142 166L143 165H146V164H141ZM140 165V166H141ZM75 166H77V167H79V168H76ZM94 166V167H93ZM101 167V168H98V167ZM147 166V165H146ZM116 167V168H115ZM114 168V169H113ZM117 168H118V170H117ZM140 168H142V167H140ZM185 170H184V169ZM93 169V170H92ZM102 169V170H101ZM145 169H149L150 170V172H149V174H147L146 173V171H145ZM182 169H183V172H182ZM78 170V171H77ZM115 170V171H114ZM80 171V172H79ZM90 171H89V173H90ZM153 171H155V173H157V174H153ZM184 171H186V173L185 174H183L184 173ZM112 172V173H111ZM116 172V173H115ZM152 172V174H150ZM89 173H88V175H89ZM110 173V174H109ZM145 173V174H144ZM101 174H102V176H101ZM103 174H104V176H103ZM107 174V175H106ZM111 174H113V175H111ZM116 174H118L117 176H116ZM79 175V174H78ZM77 175V176H78ZM82 175H80V176H82ZM86 175V176H85ZM106 175V176H105ZM110 176V179H109V176ZM95 176V175H94ZM113 176V177H112ZM163 176V177H162ZM84 177H85V179H86V181L89 183V181L91 180V178H92V180H91V183H89V186H88V183L86 182V185H85V181H84ZM101 177V178H100ZM99 178V179H98ZM105 178V179H104ZM113 178V179H112ZM114 178H116V179H114ZM94 179V180H93ZM100 179L102 180V181H100ZM104 179V180H103ZM112 179V180H111ZM96 180V181H95ZM98 180V181H97ZM93 182V183H92ZM94 182H95V184H94ZM103 184H102V183ZM113 182H115V189L113 190V189H111V186L114 188V184H113ZM164 184H163V183ZM97 183V184H96ZM108 183H109V185H111V183H112V185L110 186V188L108 187L109 185H108ZM91 184H92V189H91ZM94 184V185H93ZM162 184V185H161ZM179 184L181 185L182 184V187H180L179 186ZM85 185V186H84ZM99 185V186H98ZM101 185H103L104 187H106V188H109V189H111L112 190V192L110 193V192H108V190H104V191H106V193H103L102 192V190H103V188H102V190H100L99 191V189H101L100 188V186ZM159 185H161V187L163 186V185H165L166 187H165V189H169V190H165V189H163L164 187H162L161 189H160V187H159ZM96 186V187H95ZM103 186H101V187H103ZM159 187V189H157ZM96 188V189H95ZM97 188H98V190H97ZM89 189H91V190H94V193H91V190H89ZM105 189V188H104ZM163 189V191L164 192H162V193H166V191L168 192V191H170V192H168V193H166V194H170V196L169 195H161V197H162V199L161 198H159V200H158V197L157 198H155V196L157 195V196H159L158 195V191L159 190H162ZM88 190V191H87ZM99 191V192H97V191ZM116 190V192L118 191V193H116V192H114ZM95 191H96V193H98V196H97V194L95 193ZM110 191V190H109ZM136 191V192H135ZM156 191H157V193H156ZM85 194H84V193ZM87 192H90V193H87ZM93 192V191H92ZM101 192H102V194H101ZM83 195H82V194ZM115 193H116V195H115ZM122 193V194H121ZM135 193H137L138 194V196H139V198L140 197H142L143 196V198L141 199H139L138 198V196H136L137 194H135ZM143 195H142V194ZM147 193V194H146ZM160 193V192H159ZM88 194H90L89 195V197L90 198H88ZM92 194V195H91ZM94 194H95V197H97V198H93V196H94ZM113 194V195H112ZM197 194V195H196ZM111 195H112V197H111ZM118 195H120V196H118ZM142 195V196H141ZM151 195V197H149V196ZM155 195V196H154ZM104 196V195H103ZM118 197V198H116V197ZM153 196H154V199H153ZM166 197V198H163V197ZM102 197V196H101ZM114 197L116 198V199H114ZM134 197V198H133ZM137 197V198H136ZM145 197H147L146 199H148V201L145 199ZM160 197V196H159ZM92 198H93V201H92ZM152 200H151V199ZM86 199H88L87 201H86ZM99 199V198H98ZM138 199V200H137ZM144 199V201H146L145 203L144 202H142V200ZM155 199H157L160 203H158V201H155ZM92 201V202H88V201ZM150 200V201H149ZM161 200V201H160ZM120 201V202H119ZM87 202H88V204H87ZM110 202V203H109ZM111 202H113V203H111ZM125 202H126V200H125ZM147 202H149V203H147ZM98 203V204H97ZM103 203V204H104ZM130 203V204H129ZM134 203V204H133ZM137 203H139V204H137ZM112 204V205H111ZM117 204V205H116ZM118 205H119V207H121V208H118ZM141 205H142V207H141ZM144 205V206H143ZM170 205V206H169ZM96 206V207H95ZM99 206V207H98ZM113 206V207H112ZM124 206V207H123ZM133 206H135V207H133ZM138 206V207H137ZM148 206V207H147ZM169 206V207H168ZM132 207H133V210H131L132 209ZM140 207H141V211L140 210H138V209H140ZM145 207H147L146 209H144ZM153 207V205H151V208ZM168 207V208H167ZM96 208V209H95ZM126 208V209H125ZM143 208V209H142ZM156 208V207H155ZM164 208V209H163ZM102 208H100L99 210H101ZM168 209V210H167ZM99 210L97 211L98 213H99ZM102 211V210H101ZM113 211V212H112ZM125 211V212H124ZM136 211V212H135ZM121 212V213H120ZM125 213V214H123V213ZM135 212V213H134ZM158 212H160V210L158 211ZM166 212H164V213H166ZM106 213V214H107ZM134 213V214H133ZM160 213H162V212H160ZM169 213H170V211H169ZM102 214H103V212H101V216H102ZM121 214V215H120ZM128 216H127V215ZM123 215V216H122ZM136 215V216H137ZM100 216V215H99ZM98 216V218H97V215L94 217L95 218V220H96V222H95V224L97 225V227H98V225H100V224H102V223H100V221L101 220H99V219H102V220H104L103 218L105 217V219L107 218L106 216H102L101 218ZM124 216H126V217H124ZM122 217H124L123 219H122ZM129 217V218H128ZM132 217V216H131ZM165 217H166V215H164V217L162 218V223H163V225H164V222H165V225L166 224H169V223H167L168 221H169V218H168V220H166L165 219ZM113 218V219H112ZM161 218H159V219H161ZM127 219V221H125ZM134 219V220H133ZM158 219V220H159ZM97 220L99 221V222H97ZM108 220V221H109ZM165 220V221H164ZM108 221L107 222H105V220H104V222L105 223H108ZM110 221V223H111V225H112V227L113 228H115L116 226H117V224H118V222L116 221V222H111ZM133 222V225H131L132 224V222ZM103 222V221H102ZM103 222V223H104ZM126 222V223H125ZM128 222V223H127ZM141 222V223H140ZM170 222V221H169ZM128 224V225H126L125 226V224ZM138 223H139V225H138ZM130 224V225H129ZM103 225H105V226H103ZM103 225H100V227L101 228H99V230H103L104 228L105 229H108V228H110V224L108 225H106V224H103ZM113 225H116V226H113ZM120 225V224H119ZM135 225H137V226H135ZM103 226V227H102ZM106 226H108V227H106ZM124 226H125V228H127V226H131L132 228L129 230V227L127 228L129 231H130V233H128L127 232V229H125L124 228ZM111 227V228H112ZM118 228H119V226H118ZM136 228V229H135ZM124 232H123V231ZM126 230V231H125ZM141 230H142V228H141ZM140 231V232H139ZM158 231V229H156L155 230V232H157ZM126 232L128 233V235L126 234ZM138 233H135V234H137L138 235ZM137 236V238L135 237V239H137L136 241L139 243L138 244V246H137V250L139 249V245H141V242L142 241H146L147 239H145L146 237L145 236H142L141 238H139L140 236ZM127 236V237H126ZM134 236H136V235H133L132 237L134 238ZM145 237V238H144ZM130 238V237H129ZM142 238H144V240L142 239ZM157 238V237H156ZM152 239V238H151ZM153 239H154V237H153ZM139 240H142L141 242L139 241ZM157 239H155V241H156ZM155 241H153L154 243H155ZM156 245V244H155ZM153 246V247H156V246ZM164 248H165V246H167L168 247V245H162ZM162 246H161V251H163V249H162ZM170 247V246H169ZM156 250H158V249H156ZM165 250L167 251V249L165 248ZM164 250V251H165ZM170 249H168V251H169ZM158 252V251H157ZM162 253H165V252H162ZM170 253V252H169ZM166 254V253H165ZM166 256H169V255H167L166 254ZM170 263V262H169Z\"/></svg>",
    "mask_w": 264,
    "mask_h": 264
},
{
    "label": "built area",
    "instance_id": "obj_3",
    "mask_svg": "<svg viewBox=\"0 0 264 264\" xmlns=\"http://www.w3.org/2000/svg\"><path fill=\"white\" fill-rule=\"evenodd\" d=\"M66 228H67V226H65V228H63L64 229V232H67L68 233L69 230H67ZM67 235H69V234H67Z\"/></svg>",
    "mask_w": 264,
    "mask_h": 264
}]
</instances>
